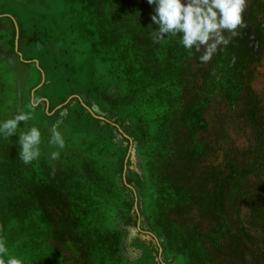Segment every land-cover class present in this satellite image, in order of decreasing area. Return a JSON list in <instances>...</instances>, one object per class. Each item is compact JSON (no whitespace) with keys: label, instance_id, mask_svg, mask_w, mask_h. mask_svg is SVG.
<instances>
[{"label":"rangeland","instance_id":"374dc122","mask_svg":"<svg viewBox=\"0 0 264 264\" xmlns=\"http://www.w3.org/2000/svg\"><path fill=\"white\" fill-rule=\"evenodd\" d=\"M152 13L0 0V121L66 140L25 165L0 137V238L25 264H264V0L207 63Z\"/></svg>","mask_w":264,"mask_h":264},{"label":"clouds","instance_id":"9594fccd","mask_svg":"<svg viewBox=\"0 0 264 264\" xmlns=\"http://www.w3.org/2000/svg\"><path fill=\"white\" fill-rule=\"evenodd\" d=\"M153 6L150 17L155 25L154 39L163 41L169 37H179L178 43L190 54L203 51L202 63L209 62L214 54L227 46L237 29L244 27L243 15L247 0H147ZM33 101L30 108L38 105ZM33 112H20L13 118L0 121V137H17L19 158L25 165L38 161L44 149H51L50 157L56 160L66 146L65 135L57 126L49 129L50 136L45 144L44 133L35 125L29 127ZM23 124V126H21ZM0 264H25L23 257L10 253L7 241L0 238Z\"/></svg>","mask_w":264,"mask_h":264},{"label":"crops","instance_id":"0c3cea01","mask_svg":"<svg viewBox=\"0 0 264 264\" xmlns=\"http://www.w3.org/2000/svg\"><path fill=\"white\" fill-rule=\"evenodd\" d=\"M9 22H11V24H13L12 21H9ZM5 25H6V27H7V25H9V24H5ZM13 27H14V26H13ZM14 28H15V27H14ZM16 33H17V32H16ZM5 36H6L5 34H2V35H1V37H5ZM16 37H17V36H16ZM18 37H19V35H18ZM19 38H20V37H19ZM21 70H22V69H21ZM24 71H25V70H24ZM16 74H17V73H16ZM22 74H23V72H20V73H19V76H22ZM25 77H26V75H25ZM24 79H25V78H23V80H24Z\"/></svg>","mask_w":264,"mask_h":264},{"label":"trees","instance_id":"16d2710c","mask_svg":"<svg viewBox=\"0 0 264 264\" xmlns=\"http://www.w3.org/2000/svg\"><path fill=\"white\" fill-rule=\"evenodd\" d=\"M38 200L42 201V203H47V199L44 196H37Z\"/></svg>","mask_w":264,"mask_h":264}]
</instances>
